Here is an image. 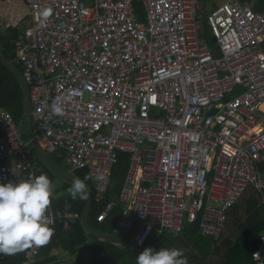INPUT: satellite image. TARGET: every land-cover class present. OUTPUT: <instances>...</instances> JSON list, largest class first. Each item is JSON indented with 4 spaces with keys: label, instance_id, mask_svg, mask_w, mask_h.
<instances>
[{
    "label": "built area",
    "instance_id": "1",
    "mask_svg": "<svg viewBox=\"0 0 264 264\" xmlns=\"http://www.w3.org/2000/svg\"><path fill=\"white\" fill-rule=\"evenodd\" d=\"M22 1L29 21L15 60L35 140L46 155L64 151L72 172L89 171L98 203L107 201L119 154L131 156L121 196L99 222L122 206L114 234L141 249L154 232L197 223L218 242L248 187L264 204V12L241 0L215 6L206 16L210 46L201 0ZM58 97L62 114L51 108ZM31 154L0 108V183L36 177ZM48 215L51 227L75 218L51 206ZM41 248L24 251L22 264H40ZM253 258L264 264V234Z\"/></svg>",
    "mask_w": 264,
    "mask_h": 264
},
{
    "label": "trees",
    "instance_id": "2",
    "mask_svg": "<svg viewBox=\"0 0 264 264\" xmlns=\"http://www.w3.org/2000/svg\"><path fill=\"white\" fill-rule=\"evenodd\" d=\"M201 1L204 3V9H206L205 2L209 0ZM241 2L251 4L255 12H264V0H241ZM141 9L138 6L137 15L139 20L144 21V14L141 12ZM20 33L21 30L19 28L3 29L0 26V108L12 113L22 132L23 138L29 140L27 134L28 103L26 90L18 75V72L22 73L23 67L15 60L14 41ZM200 33L201 38L205 39L210 46H213V38L206 18L201 19ZM7 62H10L13 67L8 66ZM47 157L57 169H61L65 163L66 154L64 151H59L49 154ZM30 159L35 168L36 176L46 174L54 185L51 201L53 211L56 213L67 212L75 215L68 229H65L63 223L60 222H57L52 227L54 234L50 242L41 248L39 256L40 264H52L59 256L58 253H54L57 249L66 251L68 255H75L80 253L81 246H86V250L90 252L88 264H136L137 256L139 255L137 251L127 245H117L114 241L100 240V238L92 235L85 229L83 216L87 207V199L73 200L68 193L72 182L62 180L56 175L43 162L33 146ZM130 165L131 156L126 153H120L113 171L112 184L106 202H97V190L94 180L85 181L87 189L91 191V199H93L87 218L88 226L91 230L110 236L115 235L114 229L123 213L122 206H118L103 223L98 221V216L105 210L109 201L120 198ZM260 169L264 171V164L260 166ZM87 175H91L87 170L73 173V176L81 180ZM59 180L60 182L57 184ZM259 196L262 199V194H259ZM239 202L232 208V211L239 207ZM262 234H264V212L261 213L258 210L256 216H253L242 228L235 242L230 245L227 242L224 244V246L228 247L227 250L219 257L220 261L213 264H257L254 261L253 253L261 245ZM166 242L184 244L195 250L203 258H210L214 253H217L216 248L218 249L216 247L218 242L203 236L200 231V223H197L194 226L187 227L180 234H158L154 232L142 250L144 251L148 247L159 250L160 245ZM23 258L24 252L11 256L6 255L4 259L1 258L0 254V264H22ZM82 260L84 261V256H82Z\"/></svg>",
    "mask_w": 264,
    "mask_h": 264
},
{
    "label": "clouds",
    "instance_id": "3",
    "mask_svg": "<svg viewBox=\"0 0 264 264\" xmlns=\"http://www.w3.org/2000/svg\"><path fill=\"white\" fill-rule=\"evenodd\" d=\"M50 15L48 9L40 13L43 20ZM51 108L53 113L62 114L59 97ZM90 179L93 177L87 175L83 180H74L68 189L73 200L89 198L85 181ZM104 179L102 174L95 176L96 181ZM53 192L54 185L46 174L20 180L19 183H0V254L11 256L28 249H38L50 242L54 233L48 210ZM136 264H188V261L181 249L155 250L148 247L137 256Z\"/></svg>",
    "mask_w": 264,
    "mask_h": 264
},
{
    "label": "rangeland",
    "instance_id": "4",
    "mask_svg": "<svg viewBox=\"0 0 264 264\" xmlns=\"http://www.w3.org/2000/svg\"><path fill=\"white\" fill-rule=\"evenodd\" d=\"M225 0H209L205 2L206 9H201V17L206 18L207 14L212 11L215 6H219L224 3ZM214 44V41H213ZM66 172H71L70 167L65 168ZM72 175V174H71ZM239 207L232 209L226 214V223L224 232L220 238L218 244H216L217 253L213 254L210 258H203L195 250L187 247L184 244L179 243H163L160 248H177L184 252V257H186L188 264H213L219 262L221 255L227 250L228 247L224 246L226 242L230 245L237 237L240 235L242 228L251 220L253 216H256V212L259 210L261 213L264 212V204H262L261 198L257 192H255L251 187H248L239 202ZM82 250V249H81ZM220 250V251H219ZM84 252V250H82ZM88 256V254H87ZM90 256V255H89ZM74 258H70L73 261ZM77 262V261H76Z\"/></svg>",
    "mask_w": 264,
    "mask_h": 264
},
{
    "label": "crops",
    "instance_id": "5",
    "mask_svg": "<svg viewBox=\"0 0 264 264\" xmlns=\"http://www.w3.org/2000/svg\"><path fill=\"white\" fill-rule=\"evenodd\" d=\"M28 17H27V9L25 7V4L22 0H0V26L3 29L8 28H19L21 31H23L27 25H28ZM65 163L63 167L61 168L64 173L73 176L74 172H66ZM72 174V175H71ZM75 177V176H73ZM76 178V177H75ZM62 180H65L61 178ZM78 179V178H77ZM60 180L57 181V184H59ZM84 218V216H83ZM65 229H68L69 227H64ZM117 237L116 235H114ZM99 238V237H98ZM119 238V237H117ZM103 241H114V240H108V239H101ZM115 242V241H114ZM117 245H124L119 242H115ZM84 252H82V250ZM60 251V252H59ZM54 253H58L59 256L55 261H53L52 264H88V259L90 258V252L86 250V246L80 247V253H77L75 255H68L66 251H63L61 249L55 250ZM88 254V256H87ZM82 256H84V261L82 260ZM70 258H74L73 261H70ZM77 261V262H76ZM47 264V263H46Z\"/></svg>",
    "mask_w": 264,
    "mask_h": 264
},
{
    "label": "water",
    "instance_id": "6",
    "mask_svg": "<svg viewBox=\"0 0 264 264\" xmlns=\"http://www.w3.org/2000/svg\"><path fill=\"white\" fill-rule=\"evenodd\" d=\"M8 66L13 67L12 64L10 62H7ZM19 77L21 78L25 90H26V97H27V103H28V112H27V134H28V138L29 141L31 142L32 146L36 149V151L38 152L40 158L43 160V162L56 174L58 175L60 178H63L69 182H74L75 177L70 176L66 173L63 172L62 169H57L48 159L47 155L45 154L44 150L42 149V147L40 146V144L37 142V140H35L34 138V132H33V121H32V108H31V103H30V98H29V88L28 85L26 83V81L23 78L22 73L18 72ZM88 190V189H87ZM89 191V190H88ZM90 195L89 198L87 199V207L84 213V218H83V222L85 225V229L91 233L92 235H95L101 239H108V240H114L115 242H119L122 243L124 245H127L129 247H131L132 249H134L135 251H137L139 254H141L143 252V250L137 246L134 245V243H132L129 240L126 239H121V238H117L115 236H110V235H106L103 233H98L96 231H93L90 229V227L88 226V222H87V218H88V214L90 211V207H91V202H93L92 198V194L91 191H89Z\"/></svg>",
    "mask_w": 264,
    "mask_h": 264
},
{
    "label": "bare ground",
    "instance_id": "7",
    "mask_svg": "<svg viewBox=\"0 0 264 264\" xmlns=\"http://www.w3.org/2000/svg\"><path fill=\"white\" fill-rule=\"evenodd\" d=\"M262 109H264V107H262Z\"/></svg>",
    "mask_w": 264,
    "mask_h": 264
},
{
    "label": "snow or ice",
    "instance_id": "8",
    "mask_svg": "<svg viewBox=\"0 0 264 264\" xmlns=\"http://www.w3.org/2000/svg\"><path fill=\"white\" fill-rule=\"evenodd\" d=\"M45 15H47V13H45Z\"/></svg>",
    "mask_w": 264,
    "mask_h": 264
}]
</instances>
